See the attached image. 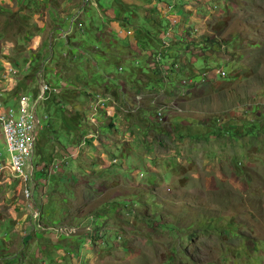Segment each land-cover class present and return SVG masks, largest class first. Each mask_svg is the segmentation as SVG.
Instances as JSON below:
<instances>
[{
    "label": "rangeland",
    "instance_id": "374dc122",
    "mask_svg": "<svg viewBox=\"0 0 264 264\" xmlns=\"http://www.w3.org/2000/svg\"><path fill=\"white\" fill-rule=\"evenodd\" d=\"M142 2L116 36L100 0H0V111L52 87L39 226L0 129V264H264V0Z\"/></svg>",
    "mask_w": 264,
    "mask_h": 264
},
{
    "label": "built area",
    "instance_id": "2783aa9c",
    "mask_svg": "<svg viewBox=\"0 0 264 264\" xmlns=\"http://www.w3.org/2000/svg\"><path fill=\"white\" fill-rule=\"evenodd\" d=\"M221 74L224 72L221 71ZM188 82L196 81L188 80ZM38 85L39 91L21 94L16 103L6 105L5 109L0 111V129L9 153L8 160L4 161L1 168L6 169L10 177L19 185L18 190L29 202L30 216L37 226H39L40 206L32 201L31 194L34 186L32 178L38 175L33 156L38 132L48 125L47 114L41 117L37 112V106L41 98L44 99L52 92V87L46 82L41 81ZM58 231L63 229L60 228Z\"/></svg>",
    "mask_w": 264,
    "mask_h": 264
},
{
    "label": "crops",
    "instance_id": "0c3cea01",
    "mask_svg": "<svg viewBox=\"0 0 264 264\" xmlns=\"http://www.w3.org/2000/svg\"><path fill=\"white\" fill-rule=\"evenodd\" d=\"M142 1L143 0H117V3L115 5H111L110 3H108V0H100L101 5H102V3L106 4L105 5L106 8H102V10H106V11H104V14L108 15L110 17L108 19L109 31L111 33H113L114 35L119 36V35H123L122 33L125 32L126 30H130V31L135 33L136 31L141 30V27L149 28V26H151L153 23L152 21H154L156 19V16H157V13H153V11H157L158 9H156V8H158V7H156V5H154V4L151 5V2L150 3L148 2L146 4ZM120 3H122L124 6L119 7L118 4H120ZM100 4L98 3L99 7H102ZM135 5H138V6H136V8L140 7L139 12L142 15L137 16V9L135 8ZM147 5H151V8H149V11H145V10L141 9V7H143V6L146 8ZM184 11H186V10H180V9H178V6H177V7H174L172 9L171 13L172 14L176 13V15H179V16H176V18H177V17H180L182 15H185L186 12H184ZM172 14L168 16L170 19L175 17ZM190 18L191 17L188 16V18L184 19V22L187 20L189 23ZM121 21H122V23H121ZM154 22L157 23V21H154ZM117 28H120L119 32H116ZM158 29H160V28H158ZM173 30L178 31V27H175ZM144 31H146V30H142V32H144ZM149 33H151V32H149ZM140 36L144 37L143 34H140ZM170 36H173V35L170 34ZM162 38H163L162 40L164 41L166 38V35L163 36ZM143 39H145V38H143ZM168 46H169V44L165 43V44H163L162 47H167V49H168ZM162 49H164V48H162ZM204 89L206 91H211L212 85L210 84L209 87H206ZM33 231H36L37 237H40V235L45 234V233H42L40 230L36 229L35 227H33Z\"/></svg>",
    "mask_w": 264,
    "mask_h": 264
},
{
    "label": "clouds",
    "instance_id": "9594fccd",
    "mask_svg": "<svg viewBox=\"0 0 264 264\" xmlns=\"http://www.w3.org/2000/svg\"><path fill=\"white\" fill-rule=\"evenodd\" d=\"M204 45V44H203ZM203 45H197V46H203ZM222 68V69H221ZM217 71H219V72H217ZM221 71H223L224 72V74H221ZM165 72V71H164ZM210 73H211V71H210ZM178 74H180V73H178ZM177 73H176V77H177V75H178ZM207 74V73H206ZM222 75V76H224L225 75V70L223 69V66H221L220 68H216V72H214V75L216 76V75ZM180 75H182V74H180ZM179 76V75H178ZM209 76V75H208ZM207 75H202L201 76V78H203V79H201V80H205V78L207 77V78H209ZM194 79V78H193ZM196 83H198L197 81L194 83V84H196Z\"/></svg>",
    "mask_w": 264,
    "mask_h": 264
},
{
    "label": "trees",
    "instance_id": "16d2710c",
    "mask_svg": "<svg viewBox=\"0 0 264 264\" xmlns=\"http://www.w3.org/2000/svg\"><path fill=\"white\" fill-rule=\"evenodd\" d=\"M205 44V42H203Z\"/></svg>",
    "mask_w": 264,
    "mask_h": 264
}]
</instances>
